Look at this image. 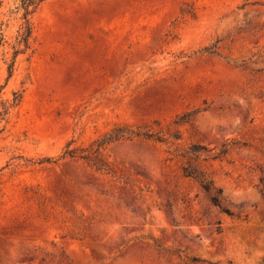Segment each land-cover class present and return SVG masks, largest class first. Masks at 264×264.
Wrapping results in <instances>:
<instances>
[{
    "label": "rangeland",
    "instance_id": "rangeland-1",
    "mask_svg": "<svg viewBox=\"0 0 264 264\" xmlns=\"http://www.w3.org/2000/svg\"><path fill=\"white\" fill-rule=\"evenodd\" d=\"M3 1L0 264H264V0Z\"/></svg>",
    "mask_w": 264,
    "mask_h": 264
},
{
    "label": "trees",
    "instance_id": "trees-1",
    "mask_svg": "<svg viewBox=\"0 0 264 264\" xmlns=\"http://www.w3.org/2000/svg\"><path fill=\"white\" fill-rule=\"evenodd\" d=\"M44 0H16V7L14 11H12V14H15L20 21L16 36L14 37V43L11 45V48L13 50V55L11 58V62L8 64V79H10L13 76L15 65L17 63V60L19 56L26 55L29 50L31 49V40L33 36V23H32V16L37 11L38 7L41 5V3ZM4 4L3 0H0V10ZM6 25L5 23H0V46H5L8 44V42L5 39L3 26ZM10 45V44H9ZM2 92V88L0 87V94ZM21 98L20 95L15 93V98L13 100V104L16 105L20 102ZM12 104L10 106L4 105V112L0 113V121L4 120L6 116H8L10 108H12ZM111 139H105L101 143H98L97 149L94 153L87 154L86 149H69L66 152V155H68L70 158H77L81 160L88 161L93 167L96 168L98 171H106L108 172V165L106 163H103L102 160H94L91 157L95 156L96 159L101 158V148L103 145H105L108 142H111ZM191 155L195 156H202V151H205L206 153H209V150L206 148H203L201 146H193L190 150ZM184 174L186 177L193 178L197 182L200 183L202 188L207 192L210 193L212 191V184L204 178L200 174V172L192 167V166H186L184 168ZM221 193L220 191L217 192V194ZM212 203L219 208H222L221 206V200L220 197L217 195H213L211 197Z\"/></svg>",
    "mask_w": 264,
    "mask_h": 264
}]
</instances>
